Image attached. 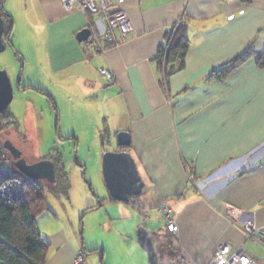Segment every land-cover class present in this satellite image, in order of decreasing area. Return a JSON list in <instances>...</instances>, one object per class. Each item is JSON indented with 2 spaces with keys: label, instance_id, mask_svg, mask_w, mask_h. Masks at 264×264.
I'll list each match as a JSON object with an SVG mask.
<instances>
[{
  "label": "crops",
  "instance_id": "1",
  "mask_svg": "<svg viewBox=\"0 0 264 264\" xmlns=\"http://www.w3.org/2000/svg\"><path fill=\"white\" fill-rule=\"evenodd\" d=\"M0 1L11 44L25 59L18 80L55 104L57 133L79 136V145L81 135L92 134V145L102 143L101 167L106 150L135 157L142 192L128 201L109 190L103 196L122 208L138 207L132 227L115 229L133 234L146 226L165 257L161 244L169 233L158 207L167 200L178 238L197 264L222 242L264 260V65L258 63L264 0H125L134 30L105 49L78 39L91 22L104 30L99 14L67 9L60 0ZM179 20L187 23L190 48L185 65L167 73L159 53ZM247 48L253 52L247 60L223 77L212 74ZM101 67L113 71L114 82ZM65 112L74 120L64 128ZM119 130L131 133L130 146H118ZM249 220L262 231L248 235ZM47 236L54 252L46 264H72L79 249L86 251L60 228Z\"/></svg>",
  "mask_w": 264,
  "mask_h": 264
},
{
  "label": "rangeland",
  "instance_id": "2",
  "mask_svg": "<svg viewBox=\"0 0 264 264\" xmlns=\"http://www.w3.org/2000/svg\"><path fill=\"white\" fill-rule=\"evenodd\" d=\"M6 4L7 2L5 6ZM19 50L17 46L9 44L0 52V67L8 70L15 88L14 98L9 105L15 122L0 133L1 143L5 139H11L29 162L61 154L69 176L66 191H53L46 180H41L46 187L48 201V208L37 216L42 235L47 238L55 229H62L74 244L78 243L86 248L89 264H103V261L104 264H150L147 252L138 242V229L137 232L128 234L113 226L132 227L138 207L131 205L130 209L122 208L119 203L111 204L108 198L103 197L108 194V189L98 161L103 151L102 143L92 145L88 141L92 134H87L81 135L82 143L79 145V136L74 137L67 131L57 133V110L49 96L38 92L34 87L18 86V83L22 84L18 79L25 65V59ZM73 120L74 117L65 112L60 125L62 123L65 128V124ZM10 159L7 155L5 162L10 164ZM100 198L103 204L98 206ZM89 205H95V208H88ZM127 213H132L133 217L120 218ZM158 226L162 228L160 221ZM162 239L166 246L169 243L172 245L171 236L166 235ZM95 247L99 248V251L87 250ZM103 249L105 253L102 252ZM53 252L51 247L48 261Z\"/></svg>",
  "mask_w": 264,
  "mask_h": 264
},
{
  "label": "trees",
  "instance_id": "3",
  "mask_svg": "<svg viewBox=\"0 0 264 264\" xmlns=\"http://www.w3.org/2000/svg\"><path fill=\"white\" fill-rule=\"evenodd\" d=\"M0 9L3 13L1 6ZM3 16L5 18L4 13ZM9 33L10 29L4 35L8 45L11 44ZM167 47L168 50L165 51ZM189 48L187 23L179 20L170 30L165 46L160 49L161 67L166 68L167 73L182 68L185 65ZM252 54L251 48H247L220 68L214 69L212 74L223 77ZM258 63L264 65V54L259 55ZM18 86L19 88L29 87L21 83H18ZM53 106L55 107L54 103ZM14 122V116L8 106L0 113V133ZM2 148L4 145L0 139V151ZM7 153L11 158V163L5 162V166H1L0 161V264H46L51 244L42 235L37 221V216L48 208L46 187L41 180H33L17 172L14 158L8 150ZM48 157L55 163L57 177L55 182L46 180L49 187L53 191H66L69 176L62 155H49ZM161 246L166 249V255L165 257L160 255V259H173L175 252L171 244L169 243L168 246L161 244Z\"/></svg>",
  "mask_w": 264,
  "mask_h": 264
},
{
  "label": "water",
  "instance_id": "4",
  "mask_svg": "<svg viewBox=\"0 0 264 264\" xmlns=\"http://www.w3.org/2000/svg\"><path fill=\"white\" fill-rule=\"evenodd\" d=\"M5 18L0 9V52L4 51L8 43L4 39ZM90 28L85 27L78 33L80 41L87 39ZM14 83L6 68L0 67V113L7 108L14 98ZM118 146H130L131 133L127 130H119L116 134ZM4 148L7 149L15 160L16 171L33 180H57L55 163L49 158H42L29 162L23 155V151L17 147L11 139H5ZM102 170L106 186L110 194L121 201L130 200L131 196L142 192L145 182L140 173L137 161L132 153L126 149H110L103 153ZM137 239L149 257L150 264H173V260L161 261L153 237L144 225L138 227Z\"/></svg>",
  "mask_w": 264,
  "mask_h": 264
},
{
  "label": "built area",
  "instance_id": "5",
  "mask_svg": "<svg viewBox=\"0 0 264 264\" xmlns=\"http://www.w3.org/2000/svg\"><path fill=\"white\" fill-rule=\"evenodd\" d=\"M67 9L78 8L88 14H99L105 21V28L99 31L91 22L89 28L91 35L85 39L87 46L96 45L101 49L125 40L127 33L134 30V23L128 13L123 8L125 0H60ZM168 48V47H167ZM101 72L109 79L115 81L113 71L107 67H101ZM7 152L4 148L0 151L1 166H5ZM159 213L163 217L166 231L172 237V245L175 250L173 264H197L187 252L178 238L179 224L173 208L167 200H164L158 207ZM248 235L253 236L257 229L253 221L249 220L244 224ZM72 264H87V256L83 249H79ZM204 264H264L253 253L242 245L235 247L229 242L217 244L213 253Z\"/></svg>",
  "mask_w": 264,
  "mask_h": 264
}]
</instances>
